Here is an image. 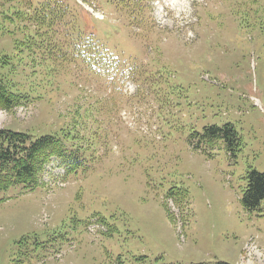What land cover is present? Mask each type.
<instances>
[{
	"label": "rangeland",
	"instance_id": "1",
	"mask_svg": "<svg viewBox=\"0 0 264 264\" xmlns=\"http://www.w3.org/2000/svg\"><path fill=\"white\" fill-rule=\"evenodd\" d=\"M153 9L146 27L113 0H0V77L39 84L42 96L0 111V130L39 137L80 129L75 119L94 112L102 121L88 125V168L64 179L54 161L46 184L0 195V264H264V201L251 213L242 203L249 172L264 173V0H155ZM70 12L144 71L139 84L119 80L128 104L26 22ZM110 105L122 106L112 120ZM227 126L236 141L218 132Z\"/></svg>",
	"mask_w": 264,
	"mask_h": 264
},
{
	"label": "trees",
	"instance_id": "2",
	"mask_svg": "<svg viewBox=\"0 0 264 264\" xmlns=\"http://www.w3.org/2000/svg\"><path fill=\"white\" fill-rule=\"evenodd\" d=\"M113 2L119 10L127 14L128 19L130 18V24L146 26L153 19V0H113ZM79 22L78 25V19L71 17L68 22L63 20L61 23L65 26L78 25L77 30L76 28L73 29L75 34L67 35L65 46L69 45L73 58H81V64L87 72L106 78L111 85L116 83L118 77H121L123 82L145 77L144 71L138 67H122L119 59L104 45L97 42V34L94 28L83 21ZM37 23L40 26L45 25L46 18H39ZM58 23L59 19L54 17L52 24L57 25ZM46 34L53 36L50 33ZM67 57L68 55L64 54V58ZM65 60L73 65L72 60ZM11 81L12 79L7 81L0 77V110L12 112L25 105L27 101L33 102L34 99L38 100L42 97L41 94H37L39 84L30 82L31 86L28 84L27 88L25 86L24 89H20L10 83ZM25 89L27 90L24 91ZM113 112H115V108L111 106L105 109L110 120ZM95 113L92 117L86 116L80 121L75 119L76 123L83 124L82 127L79 126L80 129L74 127V131L70 127H63L53 134L34 137L30 133H19L9 129L0 130V195L14 187H20L25 192L33 191L41 184L45 168L54 158L58 159L61 167L65 169V177L77 175L82 167L88 168L85 165V163H89L88 157L90 155V148L86 145L88 143L87 135L94 132L88 126L90 120L93 119L95 123H92L100 127V120L98 121V118L94 116ZM108 118H104L107 123L110 122ZM218 132H224L228 135L232 139L231 142L236 141L238 136L233 126H227L224 130L218 129ZM96 135H98L97 132L93 136ZM263 201L264 173L251 170L242 200L243 206L250 213L261 211ZM167 211L172 222H175L173 213L168 209ZM215 264L228 263L217 262Z\"/></svg>",
	"mask_w": 264,
	"mask_h": 264
}]
</instances>
